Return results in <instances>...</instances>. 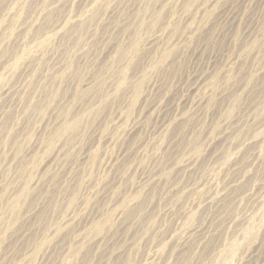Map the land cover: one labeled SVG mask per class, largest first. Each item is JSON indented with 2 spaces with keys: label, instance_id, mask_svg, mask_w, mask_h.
Here are the masks:
<instances>
[{
  "label": "rangeland",
  "instance_id": "obj_1",
  "mask_svg": "<svg viewBox=\"0 0 264 264\" xmlns=\"http://www.w3.org/2000/svg\"><path fill=\"white\" fill-rule=\"evenodd\" d=\"M0 264H264V0H0Z\"/></svg>",
  "mask_w": 264,
  "mask_h": 264
},
{
  "label": "bare ground",
  "instance_id": "obj_2",
  "mask_svg": "<svg viewBox=\"0 0 264 264\" xmlns=\"http://www.w3.org/2000/svg\"><path fill=\"white\" fill-rule=\"evenodd\" d=\"M27 194H28V192H27L26 186H24L21 190H19L18 193H16V201L12 207V213H11L12 214L11 218H13V222H15V220L18 219V216H19L18 213H17L18 216L16 215V212H18V210H17L18 204L20 202H24L23 200L26 198ZM16 216H17V218H16ZM16 221H18V220H16Z\"/></svg>",
  "mask_w": 264,
  "mask_h": 264
}]
</instances>
